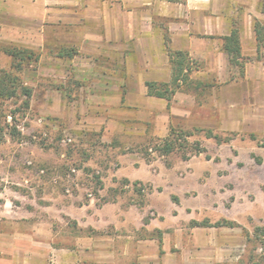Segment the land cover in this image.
<instances>
[{"label":"rangeland","instance_id":"374dc122","mask_svg":"<svg viewBox=\"0 0 264 264\" xmlns=\"http://www.w3.org/2000/svg\"><path fill=\"white\" fill-rule=\"evenodd\" d=\"M29 6L0 0V69L31 89L27 105L19 90L0 97V264H264V241L246 237L264 225V105L252 96L239 105L223 81L193 80L180 88L193 98L173 102L187 109L169 127L191 132L181 146L160 154L165 136L148 129L103 139L72 123L95 99L70 83L71 60L51 47L56 36L23 18ZM5 46L33 47L39 59L15 70ZM208 129L230 140L218 143ZM222 219L236 225L193 224Z\"/></svg>","mask_w":264,"mask_h":264},{"label":"crops","instance_id":"0c3cea01","mask_svg":"<svg viewBox=\"0 0 264 264\" xmlns=\"http://www.w3.org/2000/svg\"><path fill=\"white\" fill-rule=\"evenodd\" d=\"M25 1L30 11L22 12L23 18L39 26L37 33L56 36L52 48L73 51L68 58L70 83L79 87L81 98L95 99L91 110L81 108L80 118L73 119L77 128L101 131L103 139L117 131L148 129L155 136L168 134L174 116L187 112L177 109L174 98L193 95L179 89L168 102L147 94L146 81L171 79L165 38L173 50L185 51L195 61L196 68L189 74L192 80L223 81L229 89H237L232 97L239 105L249 96L264 105V56L258 57L253 31L254 19L264 23L259 0H21ZM233 22L246 61L243 77L234 71L229 80L234 67L222 49V37L230 33ZM94 66L120 68L111 73L101 68L89 71ZM84 81L91 84L83 87ZM119 100L126 108L114 111L110 104ZM129 118L139 125L132 126ZM124 174L141 178L136 171Z\"/></svg>","mask_w":264,"mask_h":264},{"label":"trees","instance_id":"16d2710c","mask_svg":"<svg viewBox=\"0 0 264 264\" xmlns=\"http://www.w3.org/2000/svg\"><path fill=\"white\" fill-rule=\"evenodd\" d=\"M253 31L255 34L257 42V54L258 57L264 56V23L258 19H254L253 22ZM222 49L227 54L229 63L231 66H234L238 69V78H242L244 74V64L246 58L241 55V47L239 40V30L236 22H233L230 33L222 37ZM165 47L167 55L169 57V62L171 66V79L169 82H153L146 81L145 85L147 88V94L165 98L168 102L173 97V94L184 85H191L194 81L190 78V71L196 68L195 61L189 57L187 52L182 50H173L169 45L168 38H165ZM4 53L9 55L12 59L11 67L15 70H21L22 65L25 61H37L39 59V54L29 48H21L17 46H5L2 47ZM65 52V54L63 53ZM57 55H67L68 57L72 56V53L68 49L60 48ZM194 87L200 86L202 83L197 82ZM25 96V105L28 103V98L31 95V89L25 86H22L21 83L15 76L3 69H0V97L1 98H11L17 95V91ZM198 130V129H196ZM205 134L207 137L214 138L218 143L228 142L230 137H220L217 134L212 133L211 130H206ZM182 135H191V132L186 133L185 131L171 128L167 136L160 140V143L157 146V150L160 154H167L175 147L181 146L177 141ZM183 146V145H182ZM193 147V146H192ZM201 147L198 143L194 145V152L199 153ZM183 158H189V155H185ZM193 224L199 226H235L234 221L222 219L214 223H209L207 220L200 222L193 221ZM247 240L250 242L253 241H264V225H256L253 228L252 234H246ZM161 241L159 240V246Z\"/></svg>","mask_w":264,"mask_h":264}]
</instances>
